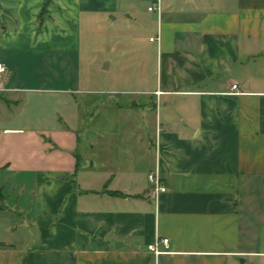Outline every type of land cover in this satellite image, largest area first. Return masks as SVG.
I'll use <instances>...</instances> for the list:
<instances>
[{"label":"crops","instance_id":"0c3cea01","mask_svg":"<svg viewBox=\"0 0 264 264\" xmlns=\"http://www.w3.org/2000/svg\"><path fill=\"white\" fill-rule=\"evenodd\" d=\"M0 64V264H264V0H0Z\"/></svg>","mask_w":264,"mask_h":264},{"label":"rangeland","instance_id":"374dc122","mask_svg":"<svg viewBox=\"0 0 264 264\" xmlns=\"http://www.w3.org/2000/svg\"><path fill=\"white\" fill-rule=\"evenodd\" d=\"M111 17V16H110ZM108 25L109 29L114 30V31H119L126 33L128 31H133L136 29L135 24L133 25L132 21H129V24L121 23L120 21L118 22H113L111 19H108ZM112 25V26H111ZM98 28L96 21L93 19V21L87 20L86 17L83 18L82 23H81V33H82V43H83V48H84V63L90 62L92 60L93 62H96V68H99L100 65L102 64V67L104 64L108 61V58L112 56V53L108 52L106 54V57L101 58V53L102 52L103 56H105L104 51L107 49H111V47H127L128 39L126 37V34L124 37H119V38H108L106 43L100 44V42L95 45V30ZM109 30V31H110ZM116 65V66H115ZM117 69V64H114V67L112 68V71L109 72L110 74H113ZM105 73V72H102Z\"/></svg>","mask_w":264,"mask_h":264},{"label":"built area","instance_id":"2783aa9c","mask_svg":"<svg viewBox=\"0 0 264 264\" xmlns=\"http://www.w3.org/2000/svg\"><path fill=\"white\" fill-rule=\"evenodd\" d=\"M149 10H160V3L158 2L157 4L150 6ZM159 38H160L159 36L152 37L151 40H159ZM6 72H7L6 66L3 64H0V93L4 89L1 80L3 79ZM233 88L237 90L239 88V85L234 84ZM236 93H242V92L237 90ZM148 179L152 185V193H151L152 199L158 202L160 194L168 191V187L164 183L163 178L161 176L160 169L157 167L154 171H152L148 175ZM161 244L168 246L169 238L157 236L153 242L148 244V248L154 253V255L158 256L166 252L161 248Z\"/></svg>","mask_w":264,"mask_h":264}]
</instances>
